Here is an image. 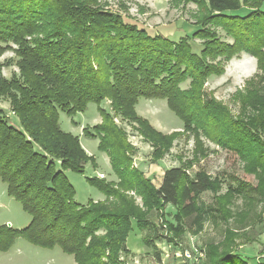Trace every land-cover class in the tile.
Masks as SVG:
<instances>
[{
	"label": "trees",
	"instance_id": "obj_1",
	"mask_svg": "<svg viewBox=\"0 0 264 264\" xmlns=\"http://www.w3.org/2000/svg\"><path fill=\"white\" fill-rule=\"evenodd\" d=\"M169 1L197 6L191 35H151L103 0H0V57L8 51L16 56L0 61V99L9 100L20 123L19 128L10 124L0 110V179L32 217L21 230L0 223V252L23 238L40 247H60L74 256L75 264H123L121 254L130 253L128 238L135 229L145 232L143 242L155 251L160 236L178 240L190 231L197 234L209 217L227 222L231 198L261 191L264 90L257 99L260 88L252 87L257 78L251 80L241 112L234 115L204 86L242 53L258 58L257 82L264 84V0ZM243 6L250 12L235 13ZM12 64L19 73L8 79L2 69ZM140 98L166 99L186 131L234 150L247 172L258 177L259 186L243 181L221 192L219 177L203 171L190 175L189 162L166 169L160 185H153L132 166L131 146L114 116L137 124L160 158L177 132L164 134L141 117L136 109ZM107 99L114 115L101 108L102 122L84 128V135L99 139V150L108 154L119 179L90 178L105 200L81 205L65 172L84 173L86 163L95 159L78 136L61 128L60 112L72 117L89 103ZM128 191L142 198L143 207ZM206 192L215 193V205L200 203ZM167 205L176 209L174 221L165 215ZM152 212H160L158 223ZM249 228L246 222L227 226L224 239L208 246L204 264H249L248 254L238 251L242 238L255 241ZM262 257H255L258 264H264Z\"/></svg>",
	"mask_w": 264,
	"mask_h": 264
},
{
	"label": "rangeland",
	"instance_id": "obj_2",
	"mask_svg": "<svg viewBox=\"0 0 264 264\" xmlns=\"http://www.w3.org/2000/svg\"><path fill=\"white\" fill-rule=\"evenodd\" d=\"M103 1L112 9L122 13L126 22L137 24L151 35L162 34L178 39L191 35L196 28L194 22L197 6L194 3H174L169 0ZM248 12H250L249 8L243 6L235 13L245 15ZM219 35L223 40L231 42V38L227 37L223 31L219 30ZM200 44L199 40L195 41L196 51L200 50ZM8 59L16 60L12 51L0 57V61ZM260 71L258 58L242 53L228 62L226 72L222 76L211 77L204 88L208 95L215 97L234 115H238L251 80L257 78L252 87H259L257 99L262 97L264 84L259 85L260 83L257 82L258 76L261 75ZM16 73H19V68L15 64L5 65L2 69V74L8 79ZM182 87L187 88L188 82ZM101 108L114 115L109 99L100 104L91 102L84 112L72 117L60 112L61 128L78 136L88 155L95 159V163L92 161L86 163L84 173L70 170L65 172L75 188V201L81 205H87L91 201L105 200V195L89 181L90 178L112 182H117L119 179L112 169L108 154L99 150V139L84 135V128H91L102 122ZM136 109L138 114L146 118L158 131L164 134L177 132L172 147L160 158L154 154L155 145L141 134L137 124H132L121 116H114V122L124 130L127 142L131 146L129 155L132 166L139 169L145 178L151 179L156 187L160 185L166 169L178 167L183 163L192 164L188 169L190 175L203 171L213 179L219 177L223 182L221 192H226L229 185H239V182L243 181L253 187L259 186L258 177L247 172L245 161L234 150L219 146L202 133L196 135L193 131H186L183 121L172 111L166 99L140 98ZM0 110L7 115L10 124L20 127L19 118L12 112L8 99H0ZM125 194L133 197L135 203L143 207L142 198L136 195V192L128 191ZM214 195L213 192L202 194L200 203L215 205ZM227 208L229 211L227 222L209 217L204 222L203 230L197 234L190 231L178 240L160 236L155 240V251L143 242L145 232L135 229L128 238L130 253H122L120 260L123 264H204L208 260V246L224 239L227 226L234 228L237 227L238 222H246L248 226H252L247 232L252 238L255 237V241L246 243V240L242 238L238 251L248 254L249 264H258V260L255 259L256 254L264 252V242L261 239L264 234L261 232L264 230V222L262 224L259 222L261 217L264 219V185L258 193L249 192L246 196L231 198ZM164 211L167 219L174 221L176 209L167 205ZM159 213H150L156 223L159 222ZM31 219V215L24 209L22 203L8 194L7 184L0 179V223L21 230L30 224ZM0 264H75V260L73 255L65 253L58 246L40 247L19 238L7 252H0Z\"/></svg>",
	"mask_w": 264,
	"mask_h": 264
},
{
	"label": "crops",
	"instance_id": "obj_3",
	"mask_svg": "<svg viewBox=\"0 0 264 264\" xmlns=\"http://www.w3.org/2000/svg\"><path fill=\"white\" fill-rule=\"evenodd\" d=\"M261 239H263L262 242H264V234L261 236ZM259 253H261V252H258V254H256V256H258ZM246 254H247V253H245V255H246ZM259 256H263L262 259L264 260V252H262L261 255H259ZM263 260H262V261H263Z\"/></svg>",
	"mask_w": 264,
	"mask_h": 264
},
{
	"label": "built area",
	"instance_id": "obj_4",
	"mask_svg": "<svg viewBox=\"0 0 264 264\" xmlns=\"http://www.w3.org/2000/svg\"><path fill=\"white\" fill-rule=\"evenodd\" d=\"M189 255V254H188Z\"/></svg>",
	"mask_w": 264,
	"mask_h": 264
},
{
	"label": "water",
	"instance_id": "obj_5",
	"mask_svg": "<svg viewBox=\"0 0 264 264\" xmlns=\"http://www.w3.org/2000/svg\"><path fill=\"white\" fill-rule=\"evenodd\" d=\"M10 226V225H9Z\"/></svg>",
	"mask_w": 264,
	"mask_h": 264
}]
</instances>
